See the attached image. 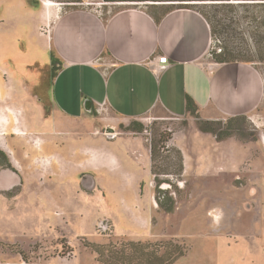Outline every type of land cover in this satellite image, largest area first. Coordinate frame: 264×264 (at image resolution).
<instances>
[{"label": "rangeland", "instance_id": "1", "mask_svg": "<svg viewBox=\"0 0 264 264\" xmlns=\"http://www.w3.org/2000/svg\"><path fill=\"white\" fill-rule=\"evenodd\" d=\"M28 1L0 0V132L17 168L9 154L0 151L21 178L18 193H0V264H104L86 243L127 241L178 243L185 252L173 264H264V98L246 116L206 119L198 108L182 116L157 108L139 118L95 111L89 125L77 121L71 131L27 130L22 102L34 87L43 96L45 116H51L47 91L52 51L40 37L49 35L60 12L86 8L107 18L124 7L155 13L166 5L153 4L172 2L38 0L40 6L33 9ZM45 1L54 4L45 8ZM219 46L211 40L204 62H215L213 52L218 53ZM253 65L264 76V63ZM27 114L31 119L32 110ZM15 127L22 133H15ZM110 130L130 142L129 158L136 156L141 166L160 172L158 185L154 173L141 172L148 177L142 192L131 187L134 178L126 180L124 186L134 192L124 213L122 200L116 207V193L86 197L73 189L80 175L62 176L99 168L104 152L103 146L85 143L66 149L69 132L75 136L71 140L105 143ZM150 143L158 151L152 163L143 155ZM162 181L170 185L156 193ZM6 182L13 184L8 178ZM169 199L174 208L166 212L158 202L167 206ZM102 218L115 223L114 229L101 234L97 222Z\"/></svg>", "mask_w": 264, "mask_h": 264}, {"label": "crops", "instance_id": "2", "mask_svg": "<svg viewBox=\"0 0 264 264\" xmlns=\"http://www.w3.org/2000/svg\"><path fill=\"white\" fill-rule=\"evenodd\" d=\"M41 38L61 61V68L47 91L51 116L46 117L44 107L31 100L33 115L29 119L22 105L27 130L71 131L77 121L89 125L95 111L111 117L139 118L158 108L182 116L187 113L188 97L206 119L219 114L246 116L264 98V76L252 64L204 62L211 45L210 30L192 9H176L155 21L142 8L122 9L106 19L91 9L69 8L59 13L49 35ZM159 55H166L169 61L162 71L148 64ZM72 137L71 132L64 137L66 149L79 143L103 146L99 168L119 179L115 192L117 202L123 201L120 208L124 213L127 197L134 192L124 184L134 178L131 187L137 189L142 177L140 161L127 156L132 152L130 142L125 138L78 142ZM6 152L17 168V159ZM11 180L15 184L17 178Z\"/></svg>", "mask_w": 264, "mask_h": 264}, {"label": "trees", "instance_id": "3", "mask_svg": "<svg viewBox=\"0 0 264 264\" xmlns=\"http://www.w3.org/2000/svg\"><path fill=\"white\" fill-rule=\"evenodd\" d=\"M63 1L76 3L80 0ZM106 1L127 2L134 0ZM150 1H172L169 3L166 2L167 4H153L154 7L157 5H166L160 11H155V13L147 11L155 21H159L167 13L176 9L188 8L197 11L208 24L211 40H217L219 44H221V46H219L220 51L218 53L215 51L213 52L215 62H246L252 65L255 61L264 63V0ZM182 1L197 2L184 3ZM29 3L31 7L35 9L40 6L38 0H29ZM126 8L136 7H124L122 9ZM103 18L106 19V17ZM254 58H256V60H254ZM60 68L61 61L52 52L49 67V75L51 78L56 76ZM196 108L197 106L194 101L188 97L186 100L187 112H192ZM182 170L183 164L181 162L180 172H182ZM160 205L163 206L167 212H171L174 208L172 199H169V204L167 206L164 203ZM86 246L90 247L97 254L98 260L104 264H173V262L178 257L184 255L185 252L181 245L173 241L160 243L127 241L119 244L110 242L105 245L87 242ZM22 257L24 258L25 256L22 255Z\"/></svg>", "mask_w": 264, "mask_h": 264}, {"label": "flooded vegetation", "instance_id": "4", "mask_svg": "<svg viewBox=\"0 0 264 264\" xmlns=\"http://www.w3.org/2000/svg\"><path fill=\"white\" fill-rule=\"evenodd\" d=\"M32 1H34V0H32ZM28 4L31 7L29 1H28ZM33 9H35V8H33ZM36 9H38V8H36ZM53 79L54 78L50 79L49 87L51 86ZM34 89H35V87L33 88V91H32L33 94L31 95L30 98H28V97H26V99L23 98L24 101L22 102V105L24 104L26 106L27 110L28 109L32 110L31 104H32V101H35L37 104L43 106L45 109V103L43 102V96L36 93ZM32 115H33V110H32ZM36 127H37V125H36ZM138 131H139V129H138ZM117 135L118 134L115 133L114 131H111V130L107 131V132H105V136H106L105 140L106 141H113L114 139H116L118 137ZM90 138H92V137H90ZM163 142H166V141H163ZM2 149H4V148H2ZM153 149H154V155H156V153H158V151L156 150L157 146L154 143H150L149 148H147V150H146L147 153L143 154L145 156L144 159H150L151 163L154 159ZM4 150L7 151L6 149H4ZM127 156H129V154ZM9 162L10 161H7L4 154L0 151V175L2 174V172L5 169H7V167H9V164H8ZM144 166H146V165H144ZM144 166H140L139 174H141V172H144L146 174L151 173L153 175V173H154L153 176L155 177V182L158 185V181H156V176L159 175L158 173H160L158 171V169H156V168L154 169V167H150V169H149V168H146L148 166H146V167H144ZM152 168H153V170H152ZM148 169H149V171L147 172ZM18 173H19V171H18ZM162 173H164V172H162ZM165 173H168V172L166 171ZM69 174H72L73 176H76L77 174L80 175L79 182L75 181V185L73 186L74 187L73 189L75 192L81 193L82 195H84L86 197L88 194L92 195V194H99V193L101 194L102 198L106 197V195H108V194L111 196L116 195L113 193H116L115 192L116 191L115 186L118 184L119 179L116 176L112 175L110 172H108L106 169L96 168V169H86L84 171L71 170L69 172ZM147 178H148L147 175H145L137 181V189L139 192L146 191L145 190L146 187L144 186V183H145V181H147ZM94 180L97 181V184H95ZM169 185H170V183L167 181L160 182L159 186L156 187V193L158 190L168 189ZM20 189H21V187H18L17 184L9 185V184H7L6 180L0 181V193H4L8 196H11L12 194L15 195L16 193H18L20 191ZM110 189H112V192L110 191ZM158 192H160V191H158ZM153 199H154V197H153ZM155 201L157 203L156 198H155ZM118 202H117L116 207H118ZM160 204H163L162 201H159L158 205L160 208L164 209L163 206H161ZM109 223H110L109 219L102 218L101 220H99L97 222V230L99 232H101V234H102V233H106L107 231L111 230V227H113L112 229H114L115 223H112V224H109Z\"/></svg>", "mask_w": 264, "mask_h": 264}, {"label": "built area", "instance_id": "5", "mask_svg": "<svg viewBox=\"0 0 264 264\" xmlns=\"http://www.w3.org/2000/svg\"><path fill=\"white\" fill-rule=\"evenodd\" d=\"M148 64L151 68L158 70V71H162L168 67L169 61L166 55H159V56L152 58L148 62Z\"/></svg>", "mask_w": 264, "mask_h": 264}, {"label": "water", "instance_id": "6", "mask_svg": "<svg viewBox=\"0 0 264 264\" xmlns=\"http://www.w3.org/2000/svg\"><path fill=\"white\" fill-rule=\"evenodd\" d=\"M17 178V181H15V184L20 183V175L17 171L12 170L11 168L5 169L2 174L0 175V181L6 180L7 178L12 182L11 178Z\"/></svg>", "mask_w": 264, "mask_h": 264}, {"label": "bare ground", "instance_id": "7", "mask_svg": "<svg viewBox=\"0 0 264 264\" xmlns=\"http://www.w3.org/2000/svg\"><path fill=\"white\" fill-rule=\"evenodd\" d=\"M54 4V2H51V1H45L44 2V6H45V8H47L48 6H50V5H53ZM16 122V121H15ZM16 128V127H15ZM19 128V129H18ZM17 130V131H16ZM16 132L15 133H17V134H21L22 132H21V129H20V127H17L16 128ZM3 132V131H2ZM2 132H0V146L2 147V148H4V149H6L7 151H9V153L11 154V157H13L12 155H13V153H12V151H10V149L8 148V146L4 143V141L1 139V134H2ZM17 166V165H16Z\"/></svg>", "mask_w": 264, "mask_h": 264}]
</instances>
